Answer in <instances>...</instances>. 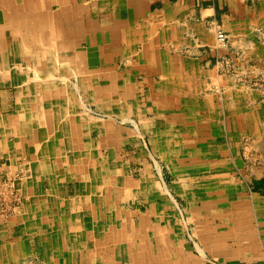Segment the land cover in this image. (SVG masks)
<instances>
[{
	"label": "crops",
	"instance_id": "crops-1",
	"mask_svg": "<svg viewBox=\"0 0 264 264\" xmlns=\"http://www.w3.org/2000/svg\"><path fill=\"white\" fill-rule=\"evenodd\" d=\"M263 26L264 0H0V264H264V96L222 67Z\"/></svg>",
	"mask_w": 264,
	"mask_h": 264
},
{
	"label": "rangeland",
	"instance_id": "rangeland-1",
	"mask_svg": "<svg viewBox=\"0 0 264 264\" xmlns=\"http://www.w3.org/2000/svg\"><path fill=\"white\" fill-rule=\"evenodd\" d=\"M257 31L260 33L258 39L264 41V26L258 28ZM222 63L225 71L234 76L236 83L243 84L247 88H256L264 96V61L259 63L247 60L243 63L238 60H224Z\"/></svg>",
	"mask_w": 264,
	"mask_h": 264
},
{
	"label": "built area",
	"instance_id": "built-area-1",
	"mask_svg": "<svg viewBox=\"0 0 264 264\" xmlns=\"http://www.w3.org/2000/svg\"><path fill=\"white\" fill-rule=\"evenodd\" d=\"M216 39L220 45L227 42V34L222 30H217ZM19 195L14 188V179L11 176L0 178V217L6 216L18 205Z\"/></svg>",
	"mask_w": 264,
	"mask_h": 264
}]
</instances>
